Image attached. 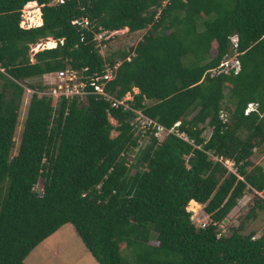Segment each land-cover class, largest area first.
Listing matches in <instances>:
<instances>
[{
  "label": "trees",
  "instance_id": "trees-1",
  "mask_svg": "<svg viewBox=\"0 0 264 264\" xmlns=\"http://www.w3.org/2000/svg\"><path fill=\"white\" fill-rule=\"evenodd\" d=\"M35 1L42 23L20 26ZM125 27L102 42L137 40L101 54L97 35ZM48 37L54 47L31 51ZM0 67V264H26L66 223L97 264H264V230L246 231L264 213V0H0ZM65 68L84 80L109 68L112 98L55 104L30 81ZM128 92L129 107L111 105ZM134 110L179 122L191 142L141 130ZM247 193L244 218L221 228ZM197 204L208 223L191 219Z\"/></svg>",
  "mask_w": 264,
  "mask_h": 264
},
{
  "label": "rangeland",
  "instance_id": "rangeland-1",
  "mask_svg": "<svg viewBox=\"0 0 264 264\" xmlns=\"http://www.w3.org/2000/svg\"><path fill=\"white\" fill-rule=\"evenodd\" d=\"M27 3L23 6L21 10L22 14H21L20 26L26 28V27L40 25V24H34V21L38 16H40L41 18V10L39 4L35 3V5L30 6ZM41 23H42V18H41ZM126 31L127 28L125 27L120 30L111 31V34H117L123 36V34ZM139 36L140 33L139 35H135V36L133 35L125 36L124 38L119 40V42L113 41V43L108 45V43L102 42V38L99 35H97V39L99 40L98 41L99 52L101 54H105L106 52H111L112 50H115V48L119 46V44L126 47L128 44L134 43ZM103 38L106 39L107 37L105 36ZM49 39L52 38L48 37L45 39H41L37 43L33 44L30 48L31 51L34 53L43 48L54 47L56 45V40L52 39L49 41ZM51 42H53L52 45ZM233 59H234V55L231 56L229 60H233ZM30 81L34 83H43V78L41 77ZM133 91L137 93L138 89L133 88ZM31 92H32L31 89L25 88V92L23 93V97L19 109V115H18L17 132L16 135L14 136V146L12 148V154L16 152V147L20 140L21 127L26 116ZM128 98H131V95H128ZM53 100L54 103L57 104L56 102H58L59 99L53 98ZM110 121L112 122V124L114 125L116 124V121L111 117H110ZM116 134H117L116 130L111 131L112 136H115ZM210 134H211V128L209 126H205L202 135L205 138H207ZM158 138L162 139L163 136L161 135ZM144 141L142 140V142L140 143L142 144ZM263 161H264V155L263 154L259 155L257 157L256 162L263 163ZM252 202H253V194L252 193L245 194L239 200L237 206L228 214L226 218L227 220L222 221L220 223V227L221 228L225 227V229L227 230L228 226L237 225L240 222V220H242L246 215L248 209L252 205ZM195 208L196 211L187 208L192 212L191 219L197 225H203L204 223H208L209 217L204 212L203 205L197 204ZM252 229L256 230L257 233H260L262 230H264V213H260L255 220L247 223L246 231ZM25 263L26 264H97L95 258L85 247L84 243L82 242L79 235L76 233L71 223L63 224L53 234H51L42 242H40L37 246H35L25 258Z\"/></svg>",
  "mask_w": 264,
  "mask_h": 264
},
{
  "label": "built area",
  "instance_id": "built-area-1",
  "mask_svg": "<svg viewBox=\"0 0 264 264\" xmlns=\"http://www.w3.org/2000/svg\"><path fill=\"white\" fill-rule=\"evenodd\" d=\"M108 33L111 34V31L105 30L103 33H99L98 35L102 37L103 34H106L107 36ZM230 62H233V60H231ZM0 70L3 71V68L0 67ZM112 76L113 74L111 70L107 68L106 72L103 75L101 76L91 75L87 77L86 80H84L82 79L81 75H79L77 70H73L69 68L59 69L55 72L46 73L43 75V85L46 87V89L44 91H40L39 93L40 94L43 93L49 97L56 99H60L62 97L72 98L74 96H79L82 98L87 93H94L98 95H103L110 99L112 97L104 91L103 87L105 85V82L110 78H112ZM87 83H90V86L93 87L92 90H88L86 88ZM126 95L121 100L113 99L111 105L118 106V104H121L124 107H129L126 101L131 100L132 95L129 92ZM128 95H131V98H128ZM256 105L257 104L254 102L248 103L244 113L247 114L251 110H255ZM134 112H135V120L139 123V128L141 130L147 128H149L150 130H154L153 131L154 135L157 137L161 135L164 136L168 133H175L177 136L181 137L182 139L191 142V140L186 136L184 132H180L176 128L179 125V122H176L170 128H165L161 124L145 116L141 111L134 110ZM220 117L223 119V121L226 120L225 113L222 112L220 114ZM219 159L221 160V158ZM224 164L228 165L229 161L225 160ZM254 193L264 199V190L262 191L254 190Z\"/></svg>",
  "mask_w": 264,
  "mask_h": 264
},
{
  "label": "bare ground",
  "instance_id": "bare-ground-1",
  "mask_svg": "<svg viewBox=\"0 0 264 264\" xmlns=\"http://www.w3.org/2000/svg\"><path fill=\"white\" fill-rule=\"evenodd\" d=\"M28 5L32 6V5H35V2H29ZM52 40V39H49V41ZM53 44V42H51V45ZM55 44V43H54Z\"/></svg>",
  "mask_w": 264,
  "mask_h": 264
},
{
  "label": "water",
  "instance_id": "water-1",
  "mask_svg": "<svg viewBox=\"0 0 264 264\" xmlns=\"http://www.w3.org/2000/svg\"><path fill=\"white\" fill-rule=\"evenodd\" d=\"M36 2V1H35ZM37 3V2H36ZM235 41H237L238 40V37L237 36H235ZM227 219L225 218L223 221H226Z\"/></svg>",
  "mask_w": 264,
  "mask_h": 264
}]
</instances>
